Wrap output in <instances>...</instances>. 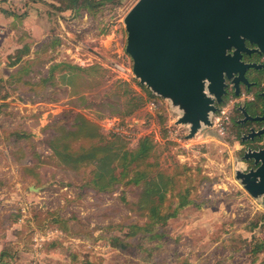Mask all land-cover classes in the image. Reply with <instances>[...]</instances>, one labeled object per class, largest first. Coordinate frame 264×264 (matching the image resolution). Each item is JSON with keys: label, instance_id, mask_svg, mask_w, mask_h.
<instances>
[{"label": "rangeland", "instance_id": "1", "mask_svg": "<svg viewBox=\"0 0 264 264\" xmlns=\"http://www.w3.org/2000/svg\"><path fill=\"white\" fill-rule=\"evenodd\" d=\"M138 1L54 0L38 8L30 73L21 75L33 81V90L20 80L14 91L31 105L23 114L7 110L0 129L30 131L19 144L37 152L33 159L41 162L36 175L26 176L0 148V249L15 247L7 258L13 264H264V250L252 251L264 239L263 198L250 194L237 175L255 169L232 120L243 99L228 94L211 114L212 125L188 137L189 125L177 123L183 111L133 71L124 20ZM56 63L74 68L59 66L49 76ZM77 113L129 149L150 136L154 148L145 161L156 163L151 173L173 179L167 204L177 202L180 191L189 192L192 203L157 225L158 236L131 238L126 250L109 244L129 224L147 221L131 210L141 184L122 181L114 193L95 194L88 185L92 164L71 169L59 162L47 140ZM131 177L133 172L124 181Z\"/></svg>", "mask_w": 264, "mask_h": 264}, {"label": "water", "instance_id": "2", "mask_svg": "<svg viewBox=\"0 0 264 264\" xmlns=\"http://www.w3.org/2000/svg\"><path fill=\"white\" fill-rule=\"evenodd\" d=\"M124 21L134 73L183 111L177 123L189 125L188 137L212 125L226 79L238 88L250 66L241 61L244 40L264 51V0H139ZM244 157L259 165L237 175L264 205V148Z\"/></svg>", "mask_w": 264, "mask_h": 264}, {"label": "trees", "instance_id": "3", "mask_svg": "<svg viewBox=\"0 0 264 264\" xmlns=\"http://www.w3.org/2000/svg\"><path fill=\"white\" fill-rule=\"evenodd\" d=\"M28 50V45H25L20 50L18 58H21L22 54ZM59 66L61 69L74 68L66 63H56L48 68L49 76L52 75L54 68ZM27 68L28 63L26 62L14 75V83L17 85V81L21 80L24 86L33 90L31 79H21L22 73H30ZM47 79L48 77H44L41 81ZM16 87L19 88L18 85ZM145 90L147 95L153 96L148 89ZM57 129L59 133L47 140V146L57 156L59 162L68 168L81 169L92 164V176L88 185L95 194L114 193L122 181L125 184H141L139 198L131 210L139 211L141 215L147 218V221L143 224L136 222L129 224V230L124 233L123 237L111 235L109 244L112 247L126 250L130 245L129 240L131 238L139 235L145 237L147 234H151L150 237L158 236L159 233L155 230L157 225L165 224L170 217H174L179 210L192 203L189 192L186 190L178 193L177 202L167 204L168 193L173 188V179L161 171L151 173L150 167L156 166V163L145 161L154 148L153 139L150 136L141 137L137 147L129 149L119 136L108 139L102 133L99 124L88 119L82 113L75 114L72 124L60 125ZM4 134L5 140L14 145L10 153L13 162L21 167L26 176L36 175L37 166L40 165L41 161L34 160L33 155L38 153H33L29 146L19 144L23 139L30 138V131L15 127L11 131L4 130ZM76 142L79 143L77 146L74 144ZM143 163L146 166L142 168ZM133 164L134 167L132 168ZM132 172L133 177L124 181ZM54 221L58 220L55 219ZM10 249L13 250H9V247L5 246L0 251V264H13L12 260L9 261L7 258L13 257L15 247L12 246ZM262 250H264V239L259 238L252 247V251L257 253Z\"/></svg>", "mask_w": 264, "mask_h": 264}, {"label": "crops", "instance_id": "4", "mask_svg": "<svg viewBox=\"0 0 264 264\" xmlns=\"http://www.w3.org/2000/svg\"><path fill=\"white\" fill-rule=\"evenodd\" d=\"M46 1L54 0H0V119H3L7 110L18 114L24 106L31 105L30 101L16 97L18 92L14 91L18 87L14 83V75L29 58H33V43L29 44L33 42V18L37 17L38 8ZM25 44L29 50L18 58ZM4 130L0 129V148L5 147L10 155L14 146L5 140Z\"/></svg>", "mask_w": 264, "mask_h": 264}, {"label": "flooded vegetation", "instance_id": "5", "mask_svg": "<svg viewBox=\"0 0 264 264\" xmlns=\"http://www.w3.org/2000/svg\"><path fill=\"white\" fill-rule=\"evenodd\" d=\"M245 48L241 50V61L250 65L244 68L243 77L240 79L238 88L232 79H226L224 98L228 95H236L243 99L242 105L238 106L237 115L233 125L240 132V143L244 152L247 149L261 150L264 148V132L258 134L264 127V51L260 45L250 40H244ZM234 48L228 52L233 53ZM252 168L254 160H250Z\"/></svg>", "mask_w": 264, "mask_h": 264}]
</instances>
